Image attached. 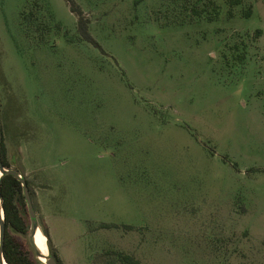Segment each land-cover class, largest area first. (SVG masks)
<instances>
[{
	"label": "rangeland",
	"instance_id": "374dc122",
	"mask_svg": "<svg viewBox=\"0 0 264 264\" xmlns=\"http://www.w3.org/2000/svg\"><path fill=\"white\" fill-rule=\"evenodd\" d=\"M73 1L0 0V142L57 254L264 264V0Z\"/></svg>",
	"mask_w": 264,
	"mask_h": 264
},
{
	"label": "trees",
	"instance_id": "16d2710c",
	"mask_svg": "<svg viewBox=\"0 0 264 264\" xmlns=\"http://www.w3.org/2000/svg\"><path fill=\"white\" fill-rule=\"evenodd\" d=\"M69 5L71 12L77 16L78 29L85 28V21L82 17V11L73 0H65ZM241 0H228L230 6L239 4ZM207 4L211 5L213 13H208ZM203 7L199 8L194 5L189 10L191 16L201 17L205 12L207 13V20L217 18L219 14V7L214 0H208ZM231 14V12H229ZM250 14V8L245 11L244 15ZM261 30H255L254 35L258 37ZM91 39L90 36H85ZM237 59L243 62L246 58V51L238 54ZM1 161L4 167L10 168L6 155V148L0 142ZM25 178V177H24ZM26 179V178H25ZM27 184L28 180L26 179ZM0 206L3 210V238L1 245V253L7 264H42L39 260L40 251L34 245L31 234L33 232L32 220L29 216L25 198L22 193L21 180L10 173L4 172L0 175ZM43 234L46 236V243L49 254L54 257L58 264H63L61 258L56 252V249L50 239L47 227L42 223H37ZM117 259L122 264H139V261L134 259L131 255L124 252H117Z\"/></svg>",
	"mask_w": 264,
	"mask_h": 264
},
{
	"label": "water",
	"instance_id": "95a60500",
	"mask_svg": "<svg viewBox=\"0 0 264 264\" xmlns=\"http://www.w3.org/2000/svg\"><path fill=\"white\" fill-rule=\"evenodd\" d=\"M0 171H1V174H3L4 172L10 173L13 176H15L16 178L21 180L22 193H23V196L25 198V202H26V205H27V210H28L29 216H30V218L32 220V224L34 226L33 232L31 234V239H32L34 245L36 246V244L34 242L33 233H34L35 228L38 227V225H37V222H36V219H35L34 207H33L32 200H31V197H30V194H29V188H28L26 179L24 177H22L16 170L11 169V168H6V167L3 166L2 161H1V153H0ZM3 230H4V226H3V210H2V208L0 206V264H7L5 262L3 256H2V253H1ZM36 248L39 250V248L37 246H36ZM43 257H45V259H46L45 261H42L40 259V256H39V260L41 261L42 264H58L56 262V260L54 259V257L52 255H50V254H46Z\"/></svg>",
	"mask_w": 264,
	"mask_h": 264
},
{
	"label": "bare ground",
	"instance_id": "6f19581e",
	"mask_svg": "<svg viewBox=\"0 0 264 264\" xmlns=\"http://www.w3.org/2000/svg\"><path fill=\"white\" fill-rule=\"evenodd\" d=\"M0 175H1V171H0ZM34 242L36 244V246L39 248L40 252L42 254H47V243H46V236L43 234V232L41 231V229L39 227L35 228L34 233ZM40 259L42 261H45V257L41 256Z\"/></svg>",
	"mask_w": 264,
	"mask_h": 264
},
{
	"label": "crops",
	"instance_id": "0c3cea01",
	"mask_svg": "<svg viewBox=\"0 0 264 264\" xmlns=\"http://www.w3.org/2000/svg\"><path fill=\"white\" fill-rule=\"evenodd\" d=\"M50 236H51L52 242H53V244H54V236H53V234H50ZM59 256H60V258H61L63 264H65V262H64V260L62 259V257H61L60 254H59Z\"/></svg>",
	"mask_w": 264,
	"mask_h": 264
},
{
	"label": "flooded vegetation",
	"instance_id": "af4514ba",
	"mask_svg": "<svg viewBox=\"0 0 264 264\" xmlns=\"http://www.w3.org/2000/svg\"><path fill=\"white\" fill-rule=\"evenodd\" d=\"M27 182V181H26ZM28 185V184H27ZM29 188V187H28ZM29 194H30V191H29ZM31 197V196H30ZM32 200V199H31ZM33 204V203H32Z\"/></svg>",
	"mask_w": 264,
	"mask_h": 264
}]
</instances>
